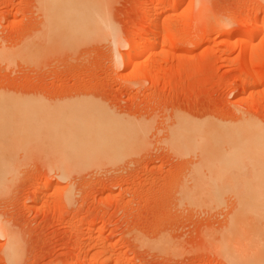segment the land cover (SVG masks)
<instances>
[{
  "label": "rangeland",
  "instance_id": "374dc122",
  "mask_svg": "<svg viewBox=\"0 0 264 264\" xmlns=\"http://www.w3.org/2000/svg\"><path fill=\"white\" fill-rule=\"evenodd\" d=\"M153 20L174 42L124 65ZM262 21L264 0H0V160L16 161L0 181V225L22 247L10 260L0 236V264L258 263L229 222L263 235L242 208L264 203V155L227 154L210 136L247 120L264 132ZM184 125L201 136L183 139ZM54 154L106 155L62 176Z\"/></svg>",
  "mask_w": 264,
  "mask_h": 264
},
{
  "label": "bare ground",
  "instance_id": "6f19581e",
  "mask_svg": "<svg viewBox=\"0 0 264 264\" xmlns=\"http://www.w3.org/2000/svg\"><path fill=\"white\" fill-rule=\"evenodd\" d=\"M164 1V0H163ZM167 2V1H166ZM165 2V3H166ZM164 4V2H161V1H159V2H156V6H162ZM168 4V3H167ZM173 8V7H172ZM50 11H51V13H50V17L51 18H53V19H55V17H56V15L55 14H58V13H60L59 11H58V9L56 8V7H51L50 9H49ZM151 10V9H150ZM164 10H165V8H164ZM168 13V12H167ZM104 17H105V15H104ZM149 17V16H148ZM159 17V16H158ZM103 19H105V18H103ZM148 20V19H147ZM157 20V19H156ZM156 20H153V21H150L151 22V24H152V26H154L153 27V34H154V38L153 39H151L150 41H149V45L146 47V48H144L143 49V47H142V45L141 44H136V41H134V40H130L129 41V48H128V51H127V53L124 55V56H121L122 57V60H123V63H124V65L125 64H128L130 61H132V59H133V61L134 60H138L139 61V59L140 58H142V56L144 55V53L146 54H152V52L158 47V46H160V45H162V44H164V45H166L167 43H170V42H172L173 41V39H172V41H171V39L170 38H168V40L166 41V36L169 34L170 35V33H168V32H166V30H163V35L164 34H167V35H165V38H163L164 39V42L162 43V42H160L159 41V39H158V36H160L161 34H160V32H161V28L159 27V24H158V22L159 21H156ZM71 21H72V23L75 25V26H77L78 24H82V22H81V18L79 17V15H78V13H76V15H72V18H71ZM251 21H253V20H251ZM106 22V21H105ZM262 22H264V21H262ZM252 23V22H251ZM255 22H253L252 24H254ZM107 24V23H106ZM148 24V23H147ZM246 25H248V23L246 24ZM108 26H110V25H106V27H108ZM171 26V25H170ZM251 26V25H250ZM253 26V25H252ZM173 27V26H172ZM254 27V26H253ZM110 28V27H109ZM142 28V27H141ZM255 28H257V26L255 27ZM111 29V28H110ZM171 29V28H170ZM248 29V28H247ZM246 29V32L249 30V32L251 33H249L250 35H252V30L250 31V29H248L247 30ZM253 29V28H252ZM108 30L109 29H107V31H106V33L108 34ZM110 31V30H109ZM143 31V30H142ZM173 31V30H172ZM255 31V30H254ZM144 32V31H143ZM174 32V31H173ZM245 32V33H246ZM101 33V32H100ZM104 33V32H103ZM142 33V32H141ZM145 33V32H144ZM146 34V33H145ZM249 34H247V35H249ZM264 34V23L259 27V29L258 30H256V33L254 34V36L256 35L257 37H258V35H263ZM105 35V34H104ZM140 35V34H139ZM172 35V34H171ZM182 35V34H181ZM247 35H246V37H247ZM249 35V36H250ZM106 36V35H105ZM253 36V35H252ZM264 36V35H263ZM162 37V36H161ZM167 37H169V36H167ZM244 37V36H243ZM144 38V37H143ZM174 38V37H173ZM178 38V37H177ZM253 38V37H252ZM179 39V38H178ZM177 39V40H178ZM180 39H182V38H180ZM200 40V39H199ZM198 40V41H199ZM180 41V40H179ZM188 41V40H187ZM141 42V41H140ZM174 42V41H173ZM176 42V41H175ZM190 42V41H189ZM236 43L237 44H239V45H242V46H240L241 48H240V50H241V52H243V51H245L246 49H248L247 47V43L245 42V41H243L242 40V38H240L239 37V39L236 41ZM172 44V43H171ZM178 44V43H177ZM192 44V43H191ZM195 44V43H194ZM193 44V45H194ZM180 45V42H179V44H178V46ZM196 45V44H195ZM238 45V46H239ZM169 46H170V44H169ZM188 46V45H187ZM191 47H192V45H191ZM180 48V47H179ZM256 48V47H255ZM193 50V49H192ZM248 55V54H247ZM251 56V55H250ZM257 56V55H256ZM16 58H18L17 56H15ZM15 57H12V59L13 58H15ZM243 57V56H242ZM21 58V57H20ZM12 59H10V61L12 60ZM244 59V58H243ZM251 59V58H250ZM138 61L136 62V63H133L134 65H133V71H138L137 69H138ZM251 62H252V59H251ZM244 63V62H243ZM245 63H246V61H245ZM254 64V63H253ZM140 66V65H139ZM150 66V65H149ZM150 67H152L153 68V66H150ZM155 67V66H154ZM153 70V69H152ZM147 72V71H146ZM150 73V72H149ZM173 73V72H172ZM149 75H151V74H149ZM157 76V75H156ZM155 76V77H156ZM246 76V75H245ZM154 77V76H153ZM154 77V78H155ZM258 77V76H257ZM264 78V77H263ZM243 78H241V80H242ZM253 79H255L254 78V76H253ZM154 80V79H153ZM257 79H255V81H256ZM264 80V79H263ZM258 82H259V79H258ZM262 82V81H261ZM260 83V82H259ZM254 85H255V83H253ZM252 85V84H251ZM248 92H252V91H254V87L253 86H250L249 87V89L247 90ZM241 118V117H240ZM252 121V120H251ZM250 120L248 121L247 120V122L246 123H243L241 126H237L236 124V127L237 128H235L234 126V128H230L229 126V128L227 127V126H225V128H226V130H225V128L223 129V128H218L219 130H211V131H213L214 132V134H212L210 137H211V140H212V142L214 143V144H226V145H229V149L228 150H230V152H228L227 154H253V155H258V154H263L264 155V132L262 131V130H260V126L259 127H256V125L253 123L254 121H252L251 122ZM242 122V121H241ZM244 122V121H243ZM105 123H107V122H105ZM234 123V122H233ZM103 122L102 123H100V127H104L105 128V124H103ZM93 127L92 128H94L95 126H97V124L94 126V125H92ZM200 126L201 125H198V127H196V126H192V127H185V125L184 126H180L181 128H179L178 127V130H180V132H178V130H177V132H178V135H180V137H182L183 139L186 137V139H188V137H190L191 135H193L194 137L195 136H198V137H200L201 136V128H200ZM99 127V128H100ZM212 127V126H211ZM211 127H208V128H211ZM216 127V126H215ZM232 127V126H231ZM96 128V127H95ZM95 128L93 129V131H92V133H95ZM104 128H102V129H104ZM203 128V127H202ZM214 128V127H213ZM96 130H97V128H96ZM100 130H101V128H100ZM116 129H113L112 131H115ZM97 131H99V130H97ZM96 131V132H97ZM104 131L105 132H108L107 133V136H109V131L107 130L106 131V129H104ZM103 130L102 131H100V133L102 132V134H100L102 137H105L106 136V134L104 135V132ZM98 136H96L95 134H93V136L95 135V137L97 138V137H99L100 138V136H99V134H98V132L96 133ZM116 134V133H115ZM114 134V135H115ZM91 135V134H90ZM89 135V136H90ZM112 134H110V136H111ZM88 136V137H89ZM27 137V136H26ZM28 138V137H27ZM27 138H24V140H23V138L21 139V138H19L20 140V143L19 144H21L19 147H20V149H17V150H22L23 151V149H25L24 147H25V145H27L29 142H30V140H29V138L27 139ZM31 138V137H30ZM191 138V137H190ZM33 139V138H32ZM89 139V138H88ZM88 139H85L84 140V142H83V144L84 145H87V144H89L88 142H91V143H93V147H95V146H97L98 147V145H99V140L98 141H89ZM185 139V140H186ZM10 140H12L11 138H10ZM36 140V139H35ZM101 141H103V143H104V141L106 142V140H104V139H102ZM111 140H109V141H107L106 142V147L108 148L109 147V145H107L108 144V142H110ZM8 142V141H7ZM9 142H11V141H9ZM13 142H15L14 144L16 145V143H17V140H13ZM188 142V141H187ZM1 143V142H0ZM4 143V142H3ZM2 143V144H3ZM18 143H17V145L16 146H18ZM102 143V142H101ZM13 143H11V145H9V146H12V147H14L13 145H14ZM104 145H105V143H104ZM22 146V147H21ZM35 146V145H34ZM100 146H101V144H100ZM1 147V146H0ZM18 147V148H19ZM92 147V148H93ZM102 147H104V149H105V146H102ZM100 148L99 150H101V149H103V148ZM2 148V147H1ZM96 148V147H95ZM106 148V149H107ZM2 149H4V146H3V148ZM6 149L8 150V149H10L11 150V147L9 148L8 146L6 147ZM105 149V150H106ZM15 151H16V149H14ZM104 150V151H105ZM11 152H13V150H11ZM25 152V151H24ZM23 152V153H24ZM14 153V152H13ZM104 153V152H103ZM218 153L220 154L221 152L220 151H218ZM19 154V153H18ZM207 154H211L210 153V151H208L207 152ZM21 155H24V154H21ZM32 155V154H31ZM104 155H106V154H54L53 155V157L55 158V160L57 161V163L59 164H57L56 163V165L57 166H59L60 168H58V167H56V168H58L61 172L60 173H62V176H66L68 173V175L70 176L73 172L75 173V171H76V169L75 168H77V167H79V166H82V165H88L87 166V168H89L90 169V166L91 165H93V164H95L96 162H99V161H101V160H103L104 159ZM25 156V155H24ZM24 156H21V159H22V163H23V160H24V158H26V157H24ZM28 156V155H27ZM30 157V156H29ZM20 158V157H19ZM53 158V159H54ZM12 159V158H11ZM20 159V160H21ZM16 160V159H15ZM18 160V159H17ZM20 160H18L19 162H20ZM4 161H6V159L4 160ZM4 161H3V159H2V161L0 160V168H4V170H2V169H0L1 171H0V181H2V182H4V181H6L7 180V178H12V175L13 174H16V173H13V171L16 169H14V167H12V166H14V163L16 162H13L12 161V163L11 164H9L10 162H8V165L6 164V166H5V164H3L4 163ZM7 161H9V159L7 160ZM3 162V163H2ZM7 163V162H6ZM93 163V164H92ZM102 163V162H101ZM19 164V163H18ZM3 165V166H2ZM18 167V166H17ZM80 168V167H79ZM79 168H77V170L79 169ZM87 169V168H85V167H81V169ZM73 169L75 170V171H73ZM83 169V170H84ZM83 170H81V171H83ZM71 171H72V173H71ZM15 172V171H14ZM79 172V171H78ZM71 173V174H70ZM13 177H14V175H13ZM48 184V183H47ZM46 186L47 185H45V186H43L42 188H44V189H47L46 188ZM57 187V186H56ZM39 188V187H38ZM47 191V190H46ZM66 191V190H65ZM72 191V190H71ZM44 192V191H43ZM36 198V197H35ZM68 198V197H67ZM37 199V198H36ZM69 199V198H68ZM69 203V202H68ZM242 212H243V217H246V216H250V215H255V216H257L261 221H262V229L264 230V203H262V204H259V203H255V204H250V205H247V206H244L243 208H242ZM244 219L245 218H242V219H234V220H230V222H229V224L231 225V228L232 227H234V229H236L235 231H234V229H233V232H237V235L238 236H236L235 237V234H233V233H231V235L233 234L234 236L233 237H230V238H234L235 237V239L234 240H236V241H240L239 239H240V237L241 238H243L242 240L243 241H248V242H250V243H248V246H255V247H253L254 249V251L256 252H254L253 254V257H254V259L256 260V261H258V263L256 262V264H264V233H263V235L261 236V235H259L258 233V235L256 234L255 235V233H253L251 230L249 231L248 230V228H246L244 225H242V223L244 222ZM246 220V219H245ZM246 222V221H245ZM244 222V223H245ZM242 225V227H239V228H242V230H240V232H242V233H245L246 234V232H247V234L246 235H244V234H241V233H239L238 231V229H237V227L238 226H241ZM245 228H244V227ZM247 229L248 231H249V234H248V231L246 230V232H244L245 230L244 229ZM261 232V231H260ZM264 232V231H263ZM251 233L253 234V237H255V236H257V239H256V237L254 238V240L252 239L253 237H251L252 235H251ZM0 236H3V237H5L6 238V248L4 249L5 251V253H6V257L7 258H9L10 260H13V259H15V260H17L18 258V255L20 256V253H21V245H20V242H19V239H18V237L16 236V235H14V234H11V233H9L8 231H7V228H6V226H5V224H1L0 225ZM260 236H261V238H260ZM255 239H256V241H255ZM259 239V240H258ZM261 239V240H260ZM231 240V239H230ZM242 240H241V242H242ZM257 240H258V242H257ZM233 241V240H232ZM236 241H235V243H236ZM253 241V243H255V245L254 244H251V242ZM262 241V242H261ZM160 242V241H159ZM259 242H261V244L262 245H260V243ZM156 243V242H155ZM161 243V242H160ZM159 243V246H157L158 248H160L161 249V246H163L162 244H160ZM164 243V242H163ZM243 243V242H242ZM257 243V244H256ZM258 243H259V245H258ZM234 244V243H233ZM236 244H239V243H236ZM245 244V246H246V244H247V242L246 243H244ZM243 244V245H244ZM250 244V245H249ZM240 245V244H239ZM257 245V246H256ZM248 246L247 247H245V248H248ZM259 246V247H258ZM155 247H156V245H155ZM244 247V246H243ZM257 247H258V249H257ZM256 248V249H255ZM152 249H153V245H152ZM159 249V251H161ZM154 250H156V249H154ZM259 252V253H258ZM257 255V256H256ZM253 259V258H252ZM254 260V261H255ZM261 263H260V262ZM262 261H263V263H262ZM254 263V262H253ZM252 263V264H253ZM255 264V263H254Z\"/></svg>",
  "mask_w": 264,
  "mask_h": 264
}]
</instances>
